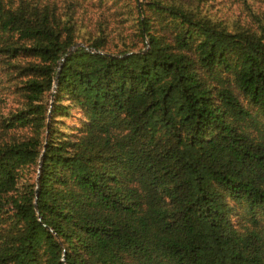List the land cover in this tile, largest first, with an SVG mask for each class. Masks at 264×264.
Here are the masks:
<instances>
[{"label":"trees","instance_id":"1","mask_svg":"<svg viewBox=\"0 0 264 264\" xmlns=\"http://www.w3.org/2000/svg\"><path fill=\"white\" fill-rule=\"evenodd\" d=\"M211 6L0 0V264H264V21Z\"/></svg>","mask_w":264,"mask_h":264},{"label":"rangeland","instance_id":"2","mask_svg":"<svg viewBox=\"0 0 264 264\" xmlns=\"http://www.w3.org/2000/svg\"><path fill=\"white\" fill-rule=\"evenodd\" d=\"M211 8L220 18L237 20L240 24L257 25L258 17L264 21V0H210ZM77 43V42H76Z\"/></svg>","mask_w":264,"mask_h":264},{"label":"water","instance_id":"3","mask_svg":"<svg viewBox=\"0 0 264 264\" xmlns=\"http://www.w3.org/2000/svg\"><path fill=\"white\" fill-rule=\"evenodd\" d=\"M80 46H83L86 50H88V51H92V52H99V53H103L102 51H100V50H94V49H91V48H88V47H86V46H84L82 43H80V42H77V43H74V44H72V45H70L69 46V48L67 49V51H66V53L59 59V61L57 62V71H56V77L58 76V74H59V71H60V69H61V66H62V64H63V62H64V60H65V58L71 53V52H73L76 48H78V47H80ZM126 54H129V53H126ZM125 54V55H126ZM56 82H57V79L55 78V80H54V83H53V92H54V90H55V88H56ZM38 172H39V170H38ZM37 177H38V175H37Z\"/></svg>","mask_w":264,"mask_h":264}]
</instances>
